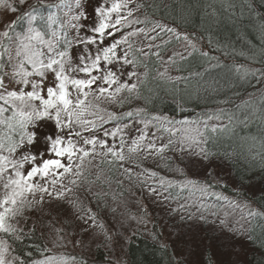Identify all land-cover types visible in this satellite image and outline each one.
<instances>
[{
	"label": "rangeland",
	"instance_id": "374dc122",
	"mask_svg": "<svg viewBox=\"0 0 264 264\" xmlns=\"http://www.w3.org/2000/svg\"><path fill=\"white\" fill-rule=\"evenodd\" d=\"M150 1L128 0L127 8L122 9V14L127 15L128 11L132 12L128 17L130 25L125 24L114 38L105 36V44L123 35L128 37V42L133 44V47L138 50L144 49L145 55V52L154 45L172 41L177 48L173 49L174 46L166 53L161 60L159 71L163 75H172L173 59L183 58L201 47L186 32L167 23L153 22L146 26L144 15L146 12L140 3L147 5ZM39 2L60 4L58 10L62 18H58V14L57 16L51 14L49 16H54L56 23L49 27L48 16L45 18L46 24L41 25L43 30L47 27L49 33L51 31L59 33L61 24L67 25L73 16L85 13L88 17L86 27L91 28L99 19L95 9L104 0H79V7L76 0H63V3L61 0H27L31 5ZM7 3L18 4L19 0H7ZM23 7L26 8L27 4ZM53 10V13H57L55 12L57 9ZM20 13V11L13 13L10 9L0 6V31L5 30L7 24L17 21ZM38 20L43 21L41 16ZM38 20L34 26L39 28ZM80 23L85 21L81 20ZM140 29L143 31H139ZM26 30L27 25L24 32ZM72 32V29H68L69 36ZM133 32L136 34L129 35ZM151 37L156 38L153 40ZM149 44L151 47H148ZM126 48H128L127 44L121 45V49ZM4 59L7 61V56ZM15 62L13 60L11 63ZM134 69L130 64L125 65L122 68L125 75L120 77L121 81L127 80V73ZM6 71L10 72L11 68L6 67ZM135 72L139 73L138 79L133 77L129 83H137L140 80L142 72ZM125 93L128 94L123 92L121 96L125 97ZM2 103L3 101H0V104ZM129 105L131 106L130 102ZM129 105L124 108L119 104L101 103L102 108L116 115L132 111ZM105 120L104 129L115 131L120 127L122 131L117 134L115 140L110 136L105 137L103 130L96 131L95 135L100 139H107L109 145L115 144L117 148L120 147V138L123 137L126 142L125 154L128 157V147L141 135L145 121L114 126L107 122V116ZM161 121L167 128L187 127L192 130L191 134L194 136L198 130L199 138L204 142L206 127L216 122L170 124L165 120ZM99 124L100 121L97 120V125ZM76 130L78 129L75 127L71 129L73 132ZM58 131L51 122L44 124L38 130L39 141L31 150L34 153H43L46 147L44 137L54 135ZM69 131L65 128L60 135H65ZM146 131L148 138L154 140L158 147L167 144L170 138L175 141L180 136L178 133L173 137L166 132L162 137L159 128L153 124H148ZM92 134L83 133L86 137ZM142 143L147 144L148 140ZM203 146L205 147V143ZM178 147L179 144L174 143L163 153L152 155L138 152L131 154L130 158L124 161L116 160L111 155L107 157L97 155L91 165L86 161L84 179L79 187L69 185L73 191L66 194V200H53L45 196L44 203L34 202L31 208H26L24 214L17 216L11 223L17 229L16 232L29 230L24 228L26 224L38 229L47 249L52 253L53 260L48 264H78L77 255L81 257L79 260H86L91 264L96 263L98 255L106 258V264H125L126 245L132 233L137 231L170 246L180 264H248V256L253 248L246 215L249 212L255 213L252 200L263 189L262 179L253 177L247 182L238 183L224 158L212 155L205 161L199 156H189L177 151ZM97 152H100L99 148ZM27 167L26 165L25 169ZM108 167L112 169L113 175H110ZM153 172L156 176H151ZM161 180L164 181V186H161ZM189 180L199 181L198 187H204L206 191L192 189L187 183ZM168 182L171 184L169 185ZM223 186H229L237 196H226L218 188L216 192L211 190L213 187ZM150 187L154 188L155 192L150 191ZM3 191L0 188V197L3 196ZM213 193L220 203L208 200V195ZM201 216L204 219H200ZM0 235L2 242L0 246L3 244L9 246L4 238L5 234L0 233ZM8 259L12 260L13 264L17 260L10 247Z\"/></svg>",
	"mask_w": 264,
	"mask_h": 264
},
{
	"label": "snow or ice",
	"instance_id": "6c2138e0",
	"mask_svg": "<svg viewBox=\"0 0 264 264\" xmlns=\"http://www.w3.org/2000/svg\"><path fill=\"white\" fill-rule=\"evenodd\" d=\"M76 3L79 7V0ZM26 4L27 9L23 7ZM127 4L128 0H111L110 3L104 0L95 9L99 19L91 28L86 27L88 17L85 13L73 16L67 25L61 24L59 33H49L34 26L39 18L35 5L28 4L27 0H19L18 4L12 5H8L7 0H0V6L13 13L21 12L18 21L7 24L5 30L0 31V101H3L0 104V125L4 126L0 129V188L4 190L0 197V233L16 232L11 221L22 216L34 202L44 203L45 196L66 200V194L73 191L69 185L79 187L84 179L86 161L91 165L97 155H111L124 161L138 152H147L148 155L163 153L177 143L179 147L176 150L181 153L199 156L205 161L211 158L212 153L203 146L205 142L199 138V131L196 130L194 136L187 127L166 128L170 136H177L178 133L180 136L178 140L170 138L167 144L158 147L154 140L148 138V123L145 122L141 135L128 147V157L123 137L117 148L115 144L109 145L107 139L95 135L96 131L103 130L105 137L115 140L122 129L117 127L111 131L104 129L103 125L105 116L107 122L119 117L102 108L101 103L122 107L124 97L121 93L137 90V83H129L133 77L138 79L135 71L127 73V80L120 79L125 75L122 68L135 64V60L129 58L133 49L128 37L122 35L105 44V36L114 38L125 24L130 25L128 17L132 12L122 14ZM81 20L85 23H80ZM20 21H27V30L16 34L15 28ZM47 21L49 27L56 23L54 16H49ZM68 29L73 30L71 36ZM122 44H127L128 48L121 49ZM13 60L16 61L14 64L11 63ZM6 67H10L11 71H6ZM10 110L11 115L5 116ZM126 115L131 117L133 113ZM153 119L159 121L161 118ZM48 122L59 131L44 137L46 147L43 153H34L31 149L39 141L38 130ZM74 127L78 130L73 132L71 129ZM65 128L70 131L60 135ZM84 132L93 134L86 137ZM146 139L148 143H142ZM98 148L100 152H97ZM151 176H156V173H151ZM187 183L192 189L206 191L204 187H198L199 181L189 180ZM161 186H164L163 180ZM149 190L155 192L154 188ZM8 253L9 246H0V264H13L8 259Z\"/></svg>",
	"mask_w": 264,
	"mask_h": 264
},
{
	"label": "trees",
	"instance_id": "16d2710c",
	"mask_svg": "<svg viewBox=\"0 0 264 264\" xmlns=\"http://www.w3.org/2000/svg\"><path fill=\"white\" fill-rule=\"evenodd\" d=\"M35 6L43 20H38L42 31L49 32L41 26L49 15L62 18L58 3L39 2ZM140 6L146 12V26L153 22L172 25L197 41L201 49L173 59L172 75H163L159 72L161 60L176 44L161 42L146 55L144 49L141 52L132 44L129 58L135 64L130 65L142 74L137 90L125 93L123 106L130 102L133 116L120 114L109 123L119 126L145 121L158 127L164 137L167 127L161 120L172 124L216 121L205 129V148L229 163L238 183L253 177L262 179L263 189L252 200L255 213L246 215L253 248L247 263L264 264V0H151ZM26 25L27 21L17 23L15 33L24 32ZM4 115H11V110ZM217 188L226 196H237L229 186L211 190L216 192ZM207 198L220 203L214 193ZM24 228L29 230L2 233L17 258L15 264L52 261L38 229L28 224ZM126 247L125 264H180L170 246L143 232L132 233ZM79 257L78 264H91ZM105 259L98 255L94 264H106Z\"/></svg>",
	"mask_w": 264,
	"mask_h": 264
}]
</instances>
